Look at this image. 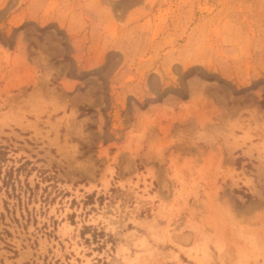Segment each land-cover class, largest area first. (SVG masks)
<instances>
[{"label":"rangeland","instance_id":"obj_1","mask_svg":"<svg viewBox=\"0 0 264 264\" xmlns=\"http://www.w3.org/2000/svg\"><path fill=\"white\" fill-rule=\"evenodd\" d=\"M0 264H264V0H0Z\"/></svg>","mask_w":264,"mask_h":264}]
</instances>
